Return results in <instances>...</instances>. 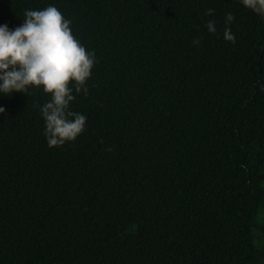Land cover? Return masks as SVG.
<instances>
[{"label":"trees","instance_id":"obj_1","mask_svg":"<svg viewBox=\"0 0 264 264\" xmlns=\"http://www.w3.org/2000/svg\"><path fill=\"white\" fill-rule=\"evenodd\" d=\"M50 4L96 55L70 105L86 126L49 147L50 94L0 96V264H264V16L240 0H0V24Z\"/></svg>","mask_w":264,"mask_h":264},{"label":"clouds","instance_id":"obj_2","mask_svg":"<svg viewBox=\"0 0 264 264\" xmlns=\"http://www.w3.org/2000/svg\"><path fill=\"white\" fill-rule=\"evenodd\" d=\"M246 8L264 16V0H240ZM207 9L206 15H212ZM226 14L225 23L234 22ZM71 21L55 5L42 10H26L22 24L9 28L0 24V96L11 97L15 92L27 94L30 88H40L51 99L40 107L44 120V136L49 147L75 141L86 126L87 117L71 110L75 94L88 93L86 86L96 61L94 51L74 37ZM209 33H216V22L206 23ZM224 39L233 44L235 35L230 28ZM196 46L198 39L192 41ZM5 108L0 106V114Z\"/></svg>","mask_w":264,"mask_h":264}]
</instances>
